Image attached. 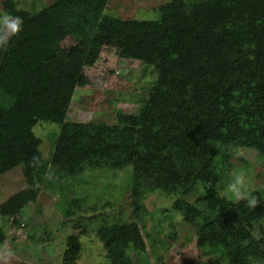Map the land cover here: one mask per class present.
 I'll use <instances>...</instances> for the list:
<instances>
[{"label": "trees", "instance_id": "16d2710c", "mask_svg": "<svg viewBox=\"0 0 264 264\" xmlns=\"http://www.w3.org/2000/svg\"><path fill=\"white\" fill-rule=\"evenodd\" d=\"M110 1L55 0L0 46V176L21 166L27 181L0 206L1 217L14 219L37 202L49 173L75 182L132 166L135 213L145 214L146 197L157 191L178 196L176 207L207 255L264 264L253 209L219 191L232 167L230 148L264 156V0H171L144 21L105 15ZM67 38L88 47L83 59L61 47ZM109 46L153 67L156 82L136 115L114 124L68 121L76 90L89 83L85 67ZM40 122L61 129L49 160L34 132ZM201 188L206 193L196 196ZM98 236L111 264H135L130 250L147 249L137 223ZM72 245L68 264L80 249Z\"/></svg>", "mask_w": 264, "mask_h": 264}, {"label": "rangeland", "instance_id": "374dc122", "mask_svg": "<svg viewBox=\"0 0 264 264\" xmlns=\"http://www.w3.org/2000/svg\"><path fill=\"white\" fill-rule=\"evenodd\" d=\"M171 0H111L105 15L121 20H155L157 9ZM55 0H0V15L10 14L22 20L53 5ZM61 47L83 59L88 47L67 38ZM89 83L76 90L68 114L74 123L114 124L120 115L133 116L157 80L153 67L138 60L124 59L116 47H105L92 67H85ZM56 123L40 122L34 129L42 140L40 151L45 160L60 135ZM230 173L219 184L221 197L238 202L228 185L243 174L249 191L260 203L255 214L254 235L264 236V156L250 148L232 147ZM133 168L123 171L105 170L87 174L75 182L62 180L49 173L41 186L38 200L29 204L14 219L0 215V264H68L66 254L78 246L73 264H111L104 244L98 236L102 228L137 223L146 241V252L130 250L135 264H227L210 248L197 245L196 229L189 225L177 209L178 196L157 191L146 197L145 214H137L132 206ZM27 188L22 167L0 176V206ZM201 188L196 196H203ZM197 197H188L195 203ZM3 233V238L2 234ZM3 239V240H2ZM77 248V247H76ZM75 248V249H76ZM11 255H8V254Z\"/></svg>", "mask_w": 264, "mask_h": 264}, {"label": "clouds", "instance_id": "9594fccd", "mask_svg": "<svg viewBox=\"0 0 264 264\" xmlns=\"http://www.w3.org/2000/svg\"><path fill=\"white\" fill-rule=\"evenodd\" d=\"M23 30V20L18 16L10 14L0 15V46H5L11 36L18 34ZM237 199H246L250 207L256 208L260 203L259 197L248 190L245 184L243 174L237 175L234 182L228 185ZM8 255H11L10 253Z\"/></svg>", "mask_w": 264, "mask_h": 264}]
</instances>
